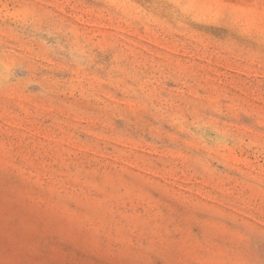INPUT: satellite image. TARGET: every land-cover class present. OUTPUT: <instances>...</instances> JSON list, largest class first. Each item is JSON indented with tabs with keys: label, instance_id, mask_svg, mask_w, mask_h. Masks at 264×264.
<instances>
[{
	"label": "rangeland",
	"instance_id": "1",
	"mask_svg": "<svg viewBox=\"0 0 264 264\" xmlns=\"http://www.w3.org/2000/svg\"><path fill=\"white\" fill-rule=\"evenodd\" d=\"M0 264H264V0H0Z\"/></svg>",
	"mask_w": 264,
	"mask_h": 264
}]
</instances>
